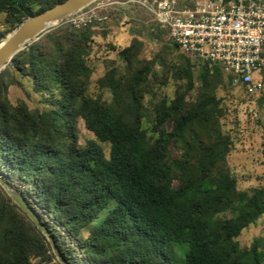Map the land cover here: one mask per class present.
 <instances>
[{"label":"trees","instance_id":"1","mask_svg":"<svg viewBox=\"0 0 264 264\" xmlns=\"http://www.w3.org/2000/svg\"><path fill=\"white\" fill-rule=\"evenodd\" d=\"M61 1L0 0V15L14 28ZM93 22L60 24L0 72V174L68 264H264L261 238L238 241L264 214V185L238 189L227 163L232 138L222 130L216 93L230 87L228 76L169 41L143 58L133 38L112 46L119 61H104L91 94L88 57L93 38L105 34ZM15 73L47 104H12L8 88L21 84ZM169 78L171 98L162 90ZM256 102L264 106V95ZM79 119L95 137L84 146L77 143ZM0 264H59L1 187Z\"/></svg>","mask_w":264,"mask_h":264},{"label":"rangeland","instance_id":"2","mask_svg":"<svg viewBox=\"0 0 264 264\" xmlns=\"http://www.w3.org/2000/svg\"><path fill=\"white\" fill-rule=\"evenodd\" d=\"M195 1L182 0L181 3L192 6ZM141 2L142 0H96L83 9L85 11L97 8L96 14L100 20L96 19L93 22L94 27L105 31L104 36H95L92 51L88 57L89 63L94 66L91 75V94L97 92L94 82L103 72L104 61L115 60L118 63L116 50L127 46L131 39L141 40L143 46L141 57L146 59L156 53L162 44L168 42L167 31L159 26L151 10L143 6ZM103 16L107 18L102 19ZM11 29L13 28L4 22L3 16L0 15V34H7ZM113 41L117 42V45ZM112 46L116 50H113ZM174 54L171 53V56L174 57ZM258 75L262 79L263 87L253 95L247 94L241 88L231 86L226 90L220 88L216 93L224 108L223 116L220 119L222 130L230 134L232 138V148L227 156V163L237 181L238 189H250L264 185V106H259L256 102L257 97L264 95V65ZM16 77L21 84L10 86L7 92L8 99L12 104L19 100H23L29 108H40L47 104L44 95L32 90V85L27 77L17 74ZM174 88L175 85L169 78L162 90L168 98H171ZM103 95L105 98H109L108 92L104 91ZM145 98L147 100V96ZM150 124L151 120L143 119L144 128H149ZM76 129L77 143L80 146L95 139L93 133L84 127L81 119L77 121ZM101 146L107 156L108 145L101 143ZM98 220L97 216L89 225L85 226L81 236L85 237L87 232L95 227ZM256 237L261 238V247L264 248V214L254 225H250L241 232L238 241L240 246H248Z\"/></svg>","mask_w":264,"mask_h":264},{"label":"built area","instance_id":"3","mask_svg":"<svg viewBox=\"0 0 264 264\" xmlns=\"http://www.w3.org/2000/svg\"><path fill=\"white\" fill-rule=\"evenodd\" d=\"M181 1L141 3L181 53L220 67L231 87L247 94L258 92L263 87L258 73L264 65V0H196L192 6ZM83 9L64 23L77 28L100 20L97 8Z\"/></svg>","mask_w":264,"mask_h":264},{"label":"water","instance_id":"4","mask_svg":"<svg viewBox=\"0 0 264 264\" xmlns=\"http://www.w3.org/2000/svg\"><path fill=\"white\" fill-rule=\"evenodd\" d=\"M96 0H63L53 6L24 18L0 39V72L9 64L12 57L49 30L63 24L65 19L87 7ZM150 37V34H149ZM176 48V46L174 45ZM0 187L7 196L32 221L37 230L46 238L55 260L68 264L55 245L49 230L40 222L35 212L25 202L21 194L0 174Z\"/></svg>","mask_w":264,"mask_h":264},{"label":"crops","instance_id":"5","mask_svg":"<svg viewBox=\"0 0 264 264\" xmlns=\"http://www.w3.org/2000/svg\"><path fill=\"white\" fill-rule=\"evenodd\" d=\"M94 38H96V37H94ZM94 38H93V39H94ZM113 38L115 39V37H113ZM113 43H114L115 45H117V44H116L117 42H114V41H113Z\"/></svg>","mask_w":264,"mask_h":264}]
</instances>
